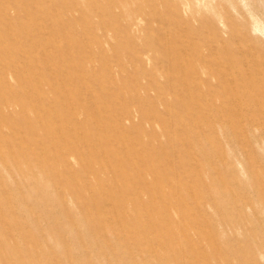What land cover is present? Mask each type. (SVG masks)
I'll return each mask as SVG.
<instances>
[{
	"label": "rangeland",
	"instance_id": "374dc122",
	"mask_svg": "<svg viewBox=\"0 0 264 264\" xmlns=\"http://www.w3.org/2000/svg\"><path fill=\"white\" fill-rule=\"evenodd\" d=\"M0 264H264V0H0Z\"/></svg>",
	"mask_w": 264,
	"mask_h": 264
},
{
	"label": "bare ground",
	"instance_id": "6f19581e",
	"mask_svg": "<svg viewBox=\"0 0 264 264\" xmlns=\"http://www.w3.org/2000/svg\"><path fill=\"white\" fill-rule=\"evenodd\" d=\"M167 40V39H166ZM175 181V180H174ZM162 202V201H161ZM57 259H59V258H57Z\"/></svg>",
	"mask_w": 264,
	"mask_h": 264
}]
</instances>
